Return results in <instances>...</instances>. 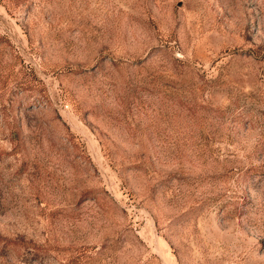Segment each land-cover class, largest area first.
Returning <instances> with one entry per match:
<instances>
[{"label":"rangeland","instance_id":"1","mask_svg":"<svg viewBox=\"0 0 264 264\" xmlns=\"http://www.w3.org/2000/svg\"><path fill=\"white\" fill-rule=\"evenodd\" d=\"M0 264H264V0H0Z\"/></svg>","mask_w":264,"mask_h":264}]
</instances>
